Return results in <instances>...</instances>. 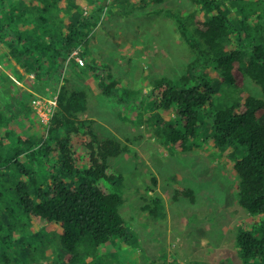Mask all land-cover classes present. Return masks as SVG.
Listing matches in <instances>:
<instances>
[{"label": "trees", "instance_id": "16d2710c", "mask_svg": "<svg viewBox=\"0 0 264 264\" xmlns=\"http://www.w3.org/2000/svg\"><path fill=\"white\" fill-rule=\"evenodd\" d=\"M162 1L0 0V41L11 59L42 85L58 72L61 78L46 132L32 108V93H25L22 113L0 110V264H14L12 256L18 254L15 264H39L42 259L45 264H99L95 259L101 249L127 238L119 213L122 199L114 190L122 175L108 162L127 149L116 138L95 133L93 121L77 114L85 109L86 94L68 89L67 73L77 74L78 58L104 97L117 96L120 82L87 51L88 38L112 11L128 16L130 8ZM189 1L186 22L180 12H168L195 57L178 80L151 82L147 96L153 108L172 117L156 134L176 152L210 142L225 158L244 148L232 163L239 178L238 203L250 214L239 228L237 247L242 264H263L264 237L247 228L264 226V218L256 220L264 216V122H259L264 101L247 96L218 108L210 79L195 70L210 63L221 82L241 88L248 77L264 94V0ZM203 118L208 132L201 137ZM34 166H43V181ZM152 182L156 184L154 177ZM179 197L195 200L194 192L182 187L172 199ZM160 203L155 197L144 209L156 217ZM41 234L50 240L56 258H43L45 250L35 243Z\"/></svg>", "mask_w": 264, "mask_h": 264}, {"label": "rangeland", "instance_id": "374dc122", "mask_svg": "<svg viewBox=\"0 0 264 264\" xmlns=\"http://www.w3.org/2000/svg\"><path fill=\"white\" fill-rule=\"evenodd\" d=\"M144 4L130 8L128 16L112 11L93 30H97L94 36L104 34L99 53L94 56L105 62L113 78L120 82L117 96L104 97L83 62H77V74L70 70L67 73L68 89L86 94L85 109L77 114L93 121L95 133L112 136L127 149L108 162L122 175L114 190L122 199L119 213L126 222L128 236L124 241L112 240L99 251L95 261L99 264H242L237 234L250 214L238 203L239 178L232 163L235 157L244 154V148L225 158L210 142L187 152L174 151L164 137L156 134L172 117L163 109H154L153 100L147 96L154 79L178 80L194 60L195 55L168 12H180L186 22L191 2L163 0ZM155 9L162 11L150 13ZM195 72L210 79L218 108L240 103L247 96L264 101L261 89L248 77L241 88H235L221 82L210 63L196 68ZM97 73L103 75V69ZM60 81L58 72L42 85L36 75L26 74L17 66L6 44L0 41L2 112L22 113L25 93H32L33 100L57 98ZM161 117L165 121L157 126ZM259 122H264V114ZM40 129L45 132L47 129L41 119ZM207 132L208 122L203 118L198 133L204 137ZM34 168L43 181V166ZM153 177L156 184L152 182ZM180 187L194 192L193 203L184 197L172 199ZM155 197L160 199L162 207L156 217L144 209ZM263 218L261 215L256 220ZM248 229L257 238L264 237V226H248ZM35 243L45 250L44 259L56 258L45 234ZM18 257L19 254L12 256L14 264ZM41 262L38 263L46 261Z\"/></svg>", "mask_w": 264, "mask_h": 264}, {"label": "built area", "instance_id": "2783aa9c", "mask_svg": "<svg viewBox=\"0 0 264 264\" xmlns=\"http://www.w3.org/2000/svg\"><path fill=\"white\" fill-rule=\"evenodd\" d=\"M75 54V53H74ZM77 62H82L76 58ZM57 98H36L32 101V108L35 113L39 116L42 123L48 127L50 118L52 116L54 107L56 106Z\"/></svg>", "mask_w": 264, "mask_h": 264}, {"label": "crops", "instance_id": "0c3cea01", "mask_svg": "<svg viewBox=\"0 0 264 264\" xmlns=\"http://www.w3.org/2000/svg\"><path fill=\"white\" fill-rule=\"evenodd\" d=\"M97 30L93 31L94 33H91V35L89 36L88 38V45L86 46L87 48V51L95 56H97L96 54L99 53V49L101 47H99L100 45V42H102L105 38H104V34H101V35H98L97 36H94V34L96 33ZM94 36V37H93ZM93 39H95L93 41ZM92 44V45H91ZM103 53H101L102 55ZM105 63V62H104ZM74 73V72H72ZM75 74V73H74ZM98 86V84H97ZM99 88V87H98ZM100 90V89H99Z\"/></svg>", "mask_w": 264, "mask_h": 264}]
</instances>
